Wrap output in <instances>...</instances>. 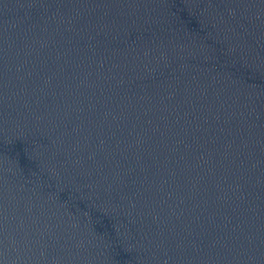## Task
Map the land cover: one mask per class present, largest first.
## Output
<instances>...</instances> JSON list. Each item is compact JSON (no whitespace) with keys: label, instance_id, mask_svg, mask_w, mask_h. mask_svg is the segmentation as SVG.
I'll use <instances>...</instances> for the list:
<instances>
[{"label":"water","instance_id":"obj_1","mask_svg":"<svg viewBox=\"0 0 264 264\" xmlns=\"http://www.w3.org/2000/svg\"><path fill=\"white\" fill-rule=\"evenodd\" d=\"M0 264H264V0H0Z\"/></svg>","mask_w":264,"mask_h":264}]
</instances>
